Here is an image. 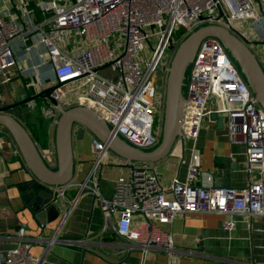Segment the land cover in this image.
Listing matches in <instances>:
<instances>
[{"label": "built area", "instance_id": "obj_1", "mask_svg": "<svg viewBox=\"0 0 264 264\" xmlns=\"http://www.w3.org/2000/svg\"><path fill=\"white\" fill-rule=\"evenodd\" d=\"M37 5L43 15L38 22L27 0H17L13 11L0 10V84L16 64L15 45L29 52L39 42L53 82L61 83L51 96L65 107L91 109L113 134L141 150L159 141L154 123L162 97L155 73L165 70L175 40L200 25L218 23L251 45L264 44V0H37ZM238 20L247 22L245 29L234 26ZM211 111L223 117L228 140L243 144L245 168L256 178L241 187L218 186L211 172L189 164L184 180L172 177L164 187L150 163L135 162L127 175L116 177L109 198L98 197L104 228L142 252H169L171 234L159 225L178 214H223L226 230L237 215L264 218V111L220 41L208 36L200 40L185 74L176 143L196 140ZM55 114L51 106L43 110L45 117ZM90 151L87 179L93 181L109 149L92 137ZM115 160L126 163L119 156ZM135 215L140 216L136 224ZM29 241L25 227H19L0 264H38Z\"/></svg>", "mask_w": 264, "mask_h": 264}, {"label": "crops", "instance_id": "obj_2", "mask_svg": "<svg viewBox=\"0 0 264 264\" xmlns=\"http://www.w3.org/2000/svg\"><path fill=\"white\" fill-rule=\"evenodd\" d=\"M16 1L0 0V10L10 7L13 11ZM27 1L34 8L35 21H40L43 15L37 0ZM29 42L30 38L26 39ZM14 50L16 64L8 70L7 82L0 84V97L7 103L15 101L18 94L25 96L26 85L32 91V86L40 89L53 82L41 43L29 52L19 44ZM255 53L264 70V50ZM45 107L38 99L15 106L10 112L26 127L43 158L54 166L53 125L43 115ZM212 120L209 115L204 118L198 137L185 142L183 153L176 143L165 156L150 163L162 186H168L175 176L184 180L189 164L211 172L212 182L218 186L241 187L256 178L255 172L245 168L243 144L230 142L225 127L217 128ZM92 137L89 132L81 139L73 136V176L57 188L58 209L38 217L24 201L33 176L7 131L0 127V254L14 246L18 229L24 226L30 239L29 252L38 258V264H264L262 216L237 215L234 227L226 230L223 214H178L171 222L159 225L171 234L173 248L169 252H142L111 227L104 228L98 197L109 198L116 177L127 175L130 167L117 162V155L109 151V158L96 170V179L88 180ZM139 219L135 215L134 224Z\"/></svg>", "mask_w": 264, "mask_h": 264}, {"label": "water", "instance_id": "obj_3", "mask_svg": "<svg viewBox=\"0 0 264 264\" xmlns=\"http://www.w3.org/2000/svg\"><path fill=\"white\" fill-rule=\"evenodd\" d=\"M217 7L221 16L222 10L219 5ZM208 36L220 41L238 67L253 98L264 111V70L250 47V41L235 30L218 23L198 26L181 39L172 53L165 67L161 134L158 143L149 150H141L113 134L107 124L91 109L80 105L65 107L60 104L51 96V92L61 84L60 82H52L40 89L31 85L32 91H29V85H26L25 96L18 94L15 101L0 106V127L7 131L33 176L28 183V197L24 199L29 209L34 214L37 212L38 217L50 209H58L57 188L67 184L74 172L73 136L81 139L85 132H89L102 141L109 151L124 159V165L129 167L135 162H156L165 156L177 142L186 67L191 63L200 40ZM38 99L44 105L51 106L56 113L49 118L53 125L54 166L42 157L26 127L10 112L15 106ZM209 116L215 120L217 128L224 127L221 115L211 111ZM179 144L183 153L185 143L179 139Z\"/></svg>", "mask_w": 264, "mask_h": 264}, {"label": "rangeland", "instance_id": "obj_4", "mask_svg": "<svg viewBox=\"0 0 264 264\" xmlns=\"http://www.w3.org/2000/svg\"><path fill=\"white\" fill-rule=\"evenodd\" d=\"M246 25H247V22L246 21H243V20H238V21H235L234 22V26H236L240 30L245 29L246 28ZM181 39H182V37L180 39L175 40L173 42V44H172V46L170 48V56L169 57H171L172 53L174 52L175 48L177 47V45L179 44V42L181 41ZM250 47L252 48V50L254 51V53L258 49L264 50V45L260 44L259 42H257L256 44H253ZM256 56H257V54H256ZM190 64L191 63H189L188 66L186 67L185 74L189 70ZM165 78H166V72L165 73H161L159 70L156 71V73H155V79H156V83H158V82L160 83L159 90H160L161 97H162V107L160 109L159 114L155 117V123H154V133L158 137V139L160 138V134H161V126H162V118H163ZM0 96H2V95L0 94ZM5 104H7L6 98L0 97V106L5 105ZM39 106H40V104H39ZM39 106H37V109H39ZM36 114H37V110H36Z\"/></svg>", "mask_w": 264, "mask_h": 264}, {"label": "flooded vegetation", "instance_id": "obj_5", "mask_svg": "<svg viewBox=\"0 0 264 264\" xmlns=\"http://www.w3.org/2000/svg\"><path fill=\"white\" fill-rule=\"evenodd\" d=\"M259 43L262 44V45H264L263 42H259ZM250 46H252V45L250 44ZM159 71H160L161 73H165V72H166V71L163 70L162 68H160ZM158 86H160V83H159V82H158Z\"/></svg>", "mask_w": 264, "mask_h": 264}, {"label": "trees", "instance_id": "obj_6", "mask_svg": "<svg viewBox=\"0 0 264 264\" xmlns=\"http://www.w3.org/2000/svg\"><path fill=\"white\" fill-rule=\"evenodd\" d=\"M178 32H179V33H178ZM178 32H177V36H181V31H178Z\"/></svg>", "mask_w": 264, "mask_h": 264}]
</instances>
